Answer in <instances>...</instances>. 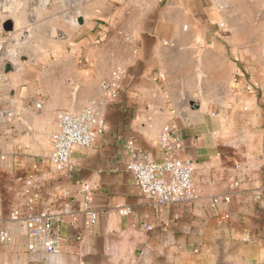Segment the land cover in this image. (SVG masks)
<instances>
[{"label": "crops", "instance_id": "0c3cea01", "mask_svg": "<svg viewBox=\"0 0 264 264\" xmlns=\"http://www.w3.org/2000/svg\"><path fill=\"white\" fill-rule=\"evenodd\" d=\"M90 2L82 25L66 21L62 41L51 34L7 75L16 114L0 131V264H264V0ZM87 106L105 129L57 172V114ZM164 132L191 164L189 203L152 204L127 170L130 141L138 159H164ZM40 213L59 218L57 253L28 249L25 221Z\"/></svg>", "mask_w": 264, "mask_h": 264}, {"label": "built area", "instance_id": "2783aa9c", "mask_svg": "<svg viewBox=\"0 0 264 264\" xmlns=\"http://www.w3.org/2000/svg\"><path fill=\"white\" fill-rule=\"evenodd\" d=\"M214 6H218L215 0H210ZM0 37L7 39L10 34H6L1 30ZM0 41V131L1 128L10 124L16 114L15 102L11 95V90L7 86V74H4V66L6 63L12 64L6 59H11L15 54L4 53L3 41ZM119 75V73L117 74ZM2 84H5L2 86ZM43 101L36 99L34 107L37 111L42 110ZM58 130L50 139L49 162L53 169L57 172L70 171V156L75 147H89L93 139L99 133L103 132L105 125L100 120L98 114L92 106L83 108L78 113L61 111L57 114ZM159 146L164 154L161 162L143 161L135 156L133 142H128V152L131 160L127 164V170L139 189L142 197L157 206H173L189 203L196 198L195 187L192 178V167L188 161H182L173 156V152L181 147L182 140L169 132H164L159 138ZM36 170V165H33ZM28 184L36 182L35 175L28 177ZM82 192L85 195V212L87 213V223L94 224L96 215L89 211V188L84 186ZM121 215H129L130 211L124 208H118ZM12 220L17 219V214L11 215ZM59 218L48 213H40L38 215L26 218L25 224L27 228L28 239L33 242L28 246L30 251H35L34 243L40 242L43 251L48 254L57 253V241L53 236L54 226ZM5 238L1 234V240Z\"/></svg>", "mask_w": 264, "mask_h": 264}, {"label": "rangeland", "instance_id": "374dc122", "mask_svg": "<svg viewBox=\"0 0 264 264\" xmlns=\"http://www.w3.org/2000/svg\"><path fill=\"white\" fill-rule=\"evenodd\" d=\"M34 1L35 8H33ZM82 2L85 3V8L92 5L90 0H0V22L7 18L16 22L14 32L6 37V40L3 39L4 36L0 37V41L4 40L2 44L4 53L8 56H10L8 53L15 54L13 58L6 60L21 65V57H25L28 61L34 52L40 50L42 41L49 36H56V40L62 41L65 25H67L65 22L68 21V25L77 26L75 16L83 12ZM215 2L217 7L221 5V0H215ZM29 6H32V12L29 11ZM64 9H67V12ZM86 16L89 17V15ZM91 27L90 25V28L82 34L85 36V42L93 36L94 30ZM78 37H81V33ZM9 85L7 83L8 87Z\"/></svg>", "mask_w": 264, "mask_h": 264}, {"label": "water", "instance_id": "95a60500", "mask_svg": "<svg viewBox=\"0 0 264 264\" xmlns=\"http://www.w3.org/2000/svg\"><path fill=\"white\" fill-rule=\"evenodd\" d=\"M76 22H77L78 25H82L83 24V19L81 17H79V18L76 19ZM1 29L6 34L13 33L14 29H15L14 28V22L11 19H9V18L3 20L2 23H1ZM24 60L25 59H22V58L20 59V61H22V62ZM14 70H15L14 67L10 63H6L5 66H4V69H3L4 74H7V75L13 73Z\"/></svg>", "mask_w": 264, "mask_h": 264}]
</instances>
